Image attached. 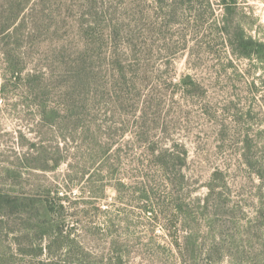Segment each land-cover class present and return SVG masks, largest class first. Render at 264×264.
<instances>
[{"label":"trees","instance_id":"obj_1","mask_svg":"<svg viewBox=\"0 0 264 264\" xmlns=\"http://www.w3.org/2000/svg\"><path fill=\"white\" fill-rule=\"evenodd\" d=\"M219 1L225 10L219 29L228 47L235 55L264 64V42L234 24L232 14L238 0ZM154 2L160 10L158 16L148 0H0V58L11 76L31 86L36 98L41 92V124L50 127L58 139L53 152L37 148L38 155L30 154L24 164L44 173L63 163L69 166L59 184L43 173L29 177L37 179L24 178L22 171L12 167L0 173V264H127L126 241L114 236L104 239L103 246L95 242L114 223L108 211L102 210L108 217L106 226L87 222L93 209L100 211L96 205L106 200L107 184L102 174L108 170L112 175L117 169L120 160L114 162L112 157L121 148L115 151L114 146L125 142L127 135L126 142L142 149V207L165 228H175L171 235L185 264H198L199 232L190 204L182 197L188 184L184 173L188 148L176 138L168 147L158 148L156 142H161L162 132L172 137L169 131L174 116L166 110L170 87L183 86L194 94L202 93L203 87L190 74L174 82L172 73L161 71L155 79L151 51L158 29L169 67L177 46L166 34L181 23L187 9L196 11V32L205 13L192 6L199 0ZM182 39L186 48L187 35ZM34 48L41 51L38 55L45 59V70L36 63L32 71L24 73V53ZM45 97L58 106L48 105ZM74 142H81L76 148L85 157L84 169L76 179L71 175L74 160L69 156V144ZM30 147L37 146L33 143ZM97 165L96 173L85 179L86 167ZM155 170L163 172L162 182L172 190L173 214L155 193ZM256 172L263 181L262 170ZM118 181L114 189L119 198L125 183ZM206 186L208 195L201 208L215 247L221 230L216 224V206L222 194L219 189L227 188L228 183L216 171ZM227 203L222 202L224 207ZM230 216L227 212V227ZM180 229L185 234L179 235ZM87 234L91 238L83 237ZM253 264H264V260Z\"/></svg>","mask_w":264,"mask_h":264},{"label":"rangeland","instance_id":"obj_2","mask_svg":"<svg viewBox=\"0 0 264 264\" xmlns=\"http://www.w3.org/2000/svg\"><path fill=\"white\" fill-rule=\"evenodd\" d=\"M154 1L148 0V4L158 16L160 10L155 8L157 4ZM219 2L199 0L192 5L205 13L196 32L193 29L197 24L196 11L187 9L181 23L166 34L169 42L173 38L171 41L177 46L169 67L165 65L169 60L162 50L164 41L159 40L162 35L158 36L156 30L151 51L154 78H160L161 71L170 72L175 76L174 82H179L182 76L190 74L203 87L202 93L197 94L186 91L183 86L181 89L170 87L166 110L174 116L169 131L172 137H166L162 132L159 137L161 142L156 143L158 148L168 147L174 143L172 138H176L188 148L189 160L184 168L188 184L182 197L190 204L199 232V249L195 253L198 264L261 263L264 260V186L261 188L260 184L264 180L259 178L256 170H262L264 174V64L254 58L233 54L219 29L225 12ZM232 17L234 24L264 42V0H238ZM185 34L188 45L183 48L181 40ZM35 49L24 53L27 65L24 73L32 71L36 63L45 70V59L38 55L41 51ZM7 67L4 59L0 58V173L12 167L22 171L24 178L43 173L48 180L59 184L68 172L67 163L47 173L32 170L24 164L26 157L31 158L30 154L38 155L37 148L53 152L58 139H55L50 127L41 124L42 109L39 104H44L41 92L36 98L31 86L11 76ZM45 99L48 105L58 106L52 98ZM129 137L127 135L125 142L114 146L115 151L119 147L121 150L112 159L120 162L112 175L108 170L102 174L107 184L106 200L96 205V208H101L100 211L93 209L87 217L92 226H104L107 214L114 220L95 242L103 246L104 239L114 236L126 241L127 264H185L171 235L175 228H165L142 207L144 201L140 198L143 193L139 181L142 149L137 143L134 147L133 142H126ZM33 143L37 146L34 149L30 147ZM80 143L69 144V156L74 160L71 175L75 179L80 176L85 163V157L76 148ZM97 168L98 165L95 168L86 167L85 179L89 174L96 173ZM216 171H219V176L222 173L228 187L219 189L222 194L216 206V224L221 230L214 242L215 247H212L201 204L208 195L206 184ZM161 174L163 172L158 170L152 174L155 176V193L173 214L172 190L162 182ZM29 179H37V176ZM121 179L125 187H121L118 198L114 187ZM75 184L80 186L82 183ZM225 200L228 201L226 207L222 204ZM146 206L150 208L149 203ZM227 212L231 215L228 227L225 225ZM185 232L180 229L179 235ZM226 234L228 237H225ZM87 236L91 238L89 234L83 235Z\"/></svg>","mask_w":264,"mask_h":264}]
</instances>
